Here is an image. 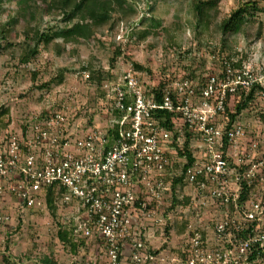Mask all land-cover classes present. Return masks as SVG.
I'll return each instance as SVG.
<instances>
[{
    "label": "built area",
    "instance_id": "1",
    "mask_svg": "<svg viewBox=\"0 0 264 264\" xmlns=\"http://www.w3.org/2000/svg\"><path fill=\"white\" fill-rule=\"evenodd\" d=\"M222 60L201 78L168 80L157 100L132 68L120 81L110 78L106 102L120 113L113 130L86 128L65 109H52L32 116L26 129L8 131L0 141V227L14 211L21 222L27 209L46 207V190L56 184L69 213L60 220L90 246L89 255L76 257L79 264H264V124L255 117L261 131L253 134L245 111L233 122L226 111L238 89L261 80L247 66L234 69V58ZM164 110L172 129L158 119ZM185 127L195 138L182 197L215 205L212 237L188 227L176 259L144 237L147 220L157 215L155 229L163 222L160 204L171 206L167 157L183 145ZM173 161L182 166L186 159Z\"/></svg>",
    "mask_w": 264,
    "mask_h": 264
},
{
    "label": "rangeland",
    "instance_id": "2",
    "mask_svg": "<svg viewBox=\"0 0 264 264\" xmlns=\"http://www.w3.org/2000/svg\"><path fill=\"white\" fill-rule=\"evenodd\" d=\"M244 1L246 0H217L219 10L217 20L228 16ZM255 1L260 8L255 20L263 22L262 36L248 41L243 35H239L233 43L242 66L252 69L264 83V0ZM127 2L131 3L135 9V14L130 18L133 23L123 22L126 19L125 16L116 12L112 14L113 26L111 29H103L104 33H97L96 36L75 44L59 40L60 54L56 53L55 46L52 44L44 46L41 43L39 53L28 62H22L19 56L26 43L24 23L18 20L6 28L8 30L5 31V36L0 38V116L4 123L8 122V125L7 127L0 125V141L8 131H20L24 124H28L32 116L46 109H65L66 113L75 119V124H83L86 128L105 129L109 123L106 115L108 103L99 96L96 85L85 80L81 67L88 61H92L93 68H100L103 72H107L114 44L126 42L124 48L126 54L130 56L129 59H119L118 72H126L132 67L131 62H133L140 66L136 69L137 71L144 68L153 74L151 83L155 81L154 77L169 74L181 68L182 63L189 64V68L194 70L195 77L201 78L205 73H213L220 68L222 58L230 55V52L220 50L221 34L214 32L216 21H213L208 30L204 31H202L203 26L197 25L190 0H127ZM17 8V0H1L0 24L15 15ZM154 19L160 22L158 26H153ZM77 21H73V24ZM56 25H64L61 17L53 18L43 15L41 28L53 26L55 29ZM143 30H148L147 36L144 39H136L137 34ZM251 31H255V24ZM200 32L202 33L199 34ZM96 37L101 41H98ZM189 47L193 49L186 54ZM140 72L141 78L147 76L145 71ZM60 74H63L64 78L61 83H58ZM263 101L264 99L258 96V100L252 101L251 106L257 109ZM256 109L245 111L242 116V121H245L253 134L261 131L255 118L257 117ZM178 173L175 168L170 171L171 176ZM181 190H179L178 198L184 199L186 195L182 197V194L188 191ZM211 201L210 198H201L200 201L192 200L185 204L183 201L171 209L162 202L160 210L163 214V222L157 227L158 229H155L153 219L157 218V215L147 220L144 238L155 248H165L170 258H181L180 254L187 239V233L178 234V225L187 220L188 227L202 228L206 230L207 238H211L209 222L213 219V215H210V211H213L215 205ZM55 212L59 219L69 214L66 206L60 201L56 205ZM167 213L171 216L168 220ZM23 215L27 218L19 222L15 211L12 212L10 223L0 227L2 244L8 241L10 245L11 242V237L4 235L6 229L12 230L11 235L17 243L22 242L23 235L29 239L26 232L32 230L37 237L29 239L31 244L35 239L42 238V241H35L37 244L26 250L31 256L36 257L38 252L49 250L59 264H71L76 257L85 258L89 255V251L85 248H81L77 254L72 255L68 246L59 241L56 236V218L47 207L27 209ZM14 226L18 227L13 230Z\"/></svg>",
    "mask_w": 264,
    "mask_h": 264
},
{
    "label": "trees",
    "instance_id": "3",
    "mask_svg": "<svg viewBox=\"0 0 264 264\" xmlns=\"http://www.w3.org/2000/svg\"><path fill=\"white\" fill-rule=\"evenodd\" d=\"M1 1V0H0ZM136 1V0H134ZM18 8L15 10V15L11 16L9 20L0 24V38L5 36V31L8 27L14 22L21 20L25 25L24 33L25 44L22 48L20 55L22 62H28L30 58L36 57L39 53V45L42 43L44 46L52 44L55 46V51L57 54L61 53L60 45L58 44L59 40L65 43H80L82 40H88L91 36H96L97 33H104L103 29H111L113 26L112 14L116 12L122 13L125 16V23H133L130 19L133 14H135V9L131 3H128L127 0H17ZM191 8L196 19L198 26H203L202 31L208 30L213 21H216V27L214 32L221 34L219 47L220 50L230 52V55H226L225 59H232L230 62L233 65L234 69H239L242 67V62L238 57V51L234 47L233 40L239 35H243L246 40L259 39L263 34V22L262 20H255L257 12L260 8L257 5L255 0H246L240 5H238L230 14L220 20H217V14L219 13L217 0H190ZM43 15H49L53 18L61 17V21L64 23L62 26L54 27L50 26L47 28H41ZM78 20L73 24V21ZM153 20V18H152ZM155 24L153 26H158L160 22L154 19ZM255 31L252 32L251 29L254 27ZM127 25V24H126ZM148 30H143L138 33L136 39H144L147 36ZM200 32L199 34H201ZM98 41H101L96 37ZM122 43L114 44L112 56L109 59V69L107 72H103L100 68H93L92 61H88L86 64H83L82 75L86 78L85 80L88 83L96 85V88L99 89V96L106 100L107 93L104 90L103 86L110 78L114 77L116 80H122V76L125 72H118L117 62L120 58L129 59L130 56L126 54L124 45ZM179 46V44H178ZM193 49V48H192ZM190 47L187 49L186 54H189V51L192 50ZM214 51V50H212ZM215 54V53H214ZM185 59L183 60V62ZM223 62V60H222ZM133 72L136 76L141 78L140 71H145L147 76L141 78L142 85L145 89L149 90V94H155L154 97L156 100L160 99L162 95V90L168 80L178 77H188L189 79L196 78L194 75V70L189 68V64L182 63L181 68L174 70L172 73L161 75L156 78L155 81L151 80L153 74L148 70L142 68L140 71L136 69L140 68L139 65L131 62ZM63 74L58 75V83H61L63 80ZM264 83L260 81L254 82L249 88L243 89L240 88L237 91V101L233 103L232 107L226 106V111L229 115L230 122L239 120V116L242 111H252L256 109L252 107V101L258 100V96L264 99ZM257 120L258 122L264 124V101L263 104L257 106ZM106 115L109 122V126L117 127L118 124L115 123V120L120 116V113L115 110L111 111L109 104L106 105ZM59 109V108H58ZM6 111V110H5ZM4 111V113H5ZM51 110L46 109L40 112V116H47ZM8 112V110L6 111ZM0 116V125L2 127H7L8 122L4 123ZM166 118L164 125L168 127L171 125L170 117L171 113L167 111H161L158 114L159 118ZM239 117V118H238ZM160 120V119H159ZM26 125H23V128L26 129ZM174 126L171 125V129ZM195 138L193 133L185 127V137L184 143L181 147H176L174 153H169L167 157L166 167L173 169L175 168L178 171V174L172 175V189L173 195L171 198V209L176 204L189 203V197H183L184 199H179V193L176 192V189L179 188L180 191L186 185L183 181L184 172L186 166L193 162L192 148L190 142ZM173 148V145H169ZM175 156H183L186 159V162L180 166L176 164L173 159ZM56 184L50 185L46 190V207L51 211L53 216L56 218L57 231L56 236L59 241L68 246L69 251L72 254H77L81 248L88 249L90 246L86 244L85 239L75 240L72 235V225L67 222H62L59 219V216L56 215L55 209L57 203L60 201L62 192L64 189L59 187V190L56 191ZM188 221L185 220L180 225H178L177 233L184 234L188 230ZM200 232L205 235V230L199 228ZM244 232L240 233L243 235ZM41 264H57L52 257L48 255H43L40 260ZM72 264H79L76 260ZM82 264V263H81Z\"/></svg>",
    "mask_w": 264,
    "mask_h": 264
},
{
    "label": "crops",
    "instance_id": "4",
    "mask_svg": "<svg viewBox=\"0 0 264 264\" xmlns=\"http://www.w3.org/2000/svg\"><path fill=\"white\" fill-rule=\"evenodd\" d=\"M10 232L11 231H9L8 229H6L5 230V234H4L6 237H8V236L11 237V239H10L11 240L10 245H9V242L8 241L6 243H4V244H2L0 242V264H41V262L39 260H40V258L43 255H48V256L52 257L53 260H55L57 262V264H59V262L57 261V259L53 257L54 255H53L52 251H49L48 250V251H42L41 253L38 252L37 253L38 256H36V257L31 256L30 253H27L26 252V250H28L29 248H31V246H33L34 244H37V243H35V241H38L39 242L42 239V238L40 240L39 239H35L34 242L32 241L33 244H31V242H30L31 239L30 238L33 239L34 236L37 237L36 234H33V232H35V231H32V230L30 231L29 230L28 233L26 232V234H27V236L29 237L30 240L27 239L26 235H23V237L21 235L20 236V237H22V239H21L22 242L21 243H17V241L15 239H13V235H11L12 232L11 233ZM31 234H33V235H31ZM14 235H16V234H14ZM23 241L24 242L26 241L25 242L26 245H25V243ZM86 250L87 251H90L89 248L86 249ZM15 255H17V256H15ZM72 255H75V254H72ZM74 261H76V258L74 259ZM74 261H72V263Z\"/></svg>",
    "mask_w": 264,
    "mask_h": 264
}]
</instances>
